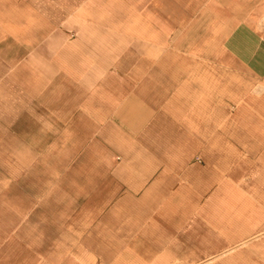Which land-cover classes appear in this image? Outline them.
<instances>
[{
	"label": "crops",
	"instance_id": "1",
	"mask_svg": "<svg viewBox=\"0 0 264 264\" xmlns=\"http://www.w3.org/2000/svg\"><path fill=\"white\" fill-rule=\"evenodd\" d=\"M0 264H264V0H0Z\"/></svg>",
	"mask_w": 264,
	"mask_h": 264
},
{
	"label": "rangeland",
	"instance_id": "2",
	"mask_svg": "<svg viewBox=\"0 0 264 264\" xmlns=\"http://www.w3.org/2000/svg\"><path fill=\"white\" fill-rule=\"evenodd\" d=\"M2 137V120L0 119V194H2V168L4 159V154L2 150Z\"/></svg>",
	"mask_w": 264,
	"mask_h": 264
}]
</instances>
